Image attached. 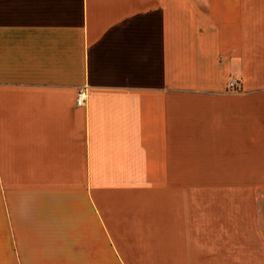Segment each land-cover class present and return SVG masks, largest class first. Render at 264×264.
I'll list each match as a JSON object with an SVG mask.
<instances>
[{
    "label": "crops",
    "instance_id": "obj_1",
    "mask_svg": "<svg viewBox=\"0 0 264 264\" xmlns=\"http://www.w3.org/2000/svg\"><path fill=\"white\" fill-rule=\"evenodd\" d=\"M0 264H264V0H0Z\"/></svg>",
    "mask_w": 264,
    "mask_h": 264
},
{
    "label": "built area",
    "instance_id": "obj_2",
    "mask_svg": "<svg viewBox=\"0 0 264 264\" xmlns=\"http://www.w3.org/2000/svg\"><path fill=\"white\" fill-rule=\"evenodd\" d=\"M237 80H230L229 81V88L236 89L237 88ZM87 97V91L85 87H82L80 90H77L76 97H75V104L77 106H82L85 103Z\"/></svg>",
    "mask_w": 264,
    "mask_h": 264
}]
</instances>
